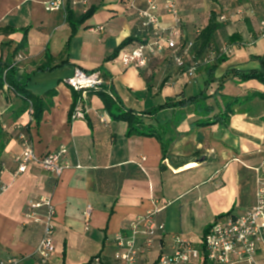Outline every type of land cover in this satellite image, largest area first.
<instances>
[{
  "label": "crops",
  "instance_id": "crops-1",
  "mask_svg": "<svg viewBox=\"0 0 264 264\" xmlns=\"http://www.w3.org/2000/svg\"><path fill=\"white\" fill-rule=\"evenodd\" d=\"M49 1L0 0V58L14 53L24 38L23 29L28 28L27 43L17 53L24 55L18 75L31 76L27 91L44 105L38 121L24 98L10 89L0 92V163L5 166L2 180L9 187L0 196V260L18 257L24 259L23 264H40L35 251L43 226L26 219L25 214L31 201L44 196L51 197L56 207V250L47 264H85L95 256H101L105 264H123L115 257L121 250L116 236H129L131 223L152 210L155 201L159 207L156 220L166 226L167 252L173 235L202 247L204 236L218 220L242 215L254 207L258 180L264 177V100L243 102L227 120L217 122L224 104L214 98L207 102L213 109L207 116L197 114L192 106L183 118L175 116L180 112L176 108L143 116L145 125L160 130L161 139L127 136L128 123L116 120L112 113H118L106 107L96 92L87 95L86 118L71 120L75 94L64 80L77 68L101 70L105 81L110 79L105 85H112L125 108L138 114L171 99L199 95L208 75L200 69L195 78L188 77L170 60L167 50L149 56L143 69L121 65L123 51L145 37L131 5L146 8V0H91L86 12L96 10L75 34L63 11L46 10ZM154 1L163 24L171 26L174 17L164 9L165 0ZM176 3L185 40H196L194 29L206 27L213 11L224 15L210 0ZM70 11L76 16L86 13L80 6ZM245 14L229 16L226 22L233 26L251 23L253 29L248 28L246 39L243 33L236 34L246 45L255 31L254 43L260 44L264 41L260 21ZM130 37L139 40L124 47L118 60L107 61ZM234 52L232 64H227L247 65L252 55L247 48L240 46ZM186 60L188 63L189 58ZM230 66H220L215 77H222ZM103 70L111 78H106ZM234 81L229 78L224 84L230 97L241 99L250 92H264V85L257 80L248 86L235 85ZM218 86L213 83L208 94L213 95ZM21 132L39 157L67 149L70 167L60 179L39 163H31L26 173L13 177L15 159L23 151ZM161 252L154 248L139 263L154 264ZM257 262L264 264V234Z\"/></svg>",
  "mask_w": 264,
  "mask_h": 264
},
{
  "label": "built area",
  "instance_id": "built-area-1",
  "mask_svg": "<svg viewBox=\"0 0 264 264\" xmlns=\"http://www.w3.org/2000/svg\"><path fill=\"white\" fill-rule=\"evenodd\" d=\"M91 0H50L46 4L49 12L63 11L67 16L71 7H82L86 12ZM146 8L135 9L137 17L141 21V30L145 34L142 41H138L130 50L122 53L123 65L125 67L146 68L149 56L169 51L170 60L177 68L184 71L190 78L197 76L201 66L210 64L220 54L230 55L232 47L226 45L215 50L211 47L202 58L196 50V40L183 39L182 19L176 0H165V10L174 17L171 26L166 27L158 11L154 0H146ZM251 13V10L240 9L238 15ZM253 15V14H251ZM219 20L226 22L227 17L221 15ZM102 29V28H101ZM197 35L200 31L196 32ZM260 36L264 38V17L260 21ZM186 58H189L187 63ZM24 60L23 54L16 55L12 67ZM64 83L80 94L77 105L73 112L72 119H85L87 107L84 104L90 90L100 91L106 84L101 70L85 71L75 69L73 75L67 77ZM8 89V86H5ZM20 130V127H17ZM20 140L23 142V151L15 159L17 169L13 173L18 178L27 172L31 163H39L45 170L52 173L57 179L70 167L67 156V149L50 152L39 157L25 133H20ZM5 166L0 163V196L8 190V185L3 182L2 175ZM159 212L158 203L152 210L144 215L138 216L130 225L131 234L127 237L122 234L116 236L118 246L121 248L115 255L123 264H140L152 249L159 248L162 252L154 264H198L206 262L209 264H259L257 253L264 234V177L258 180L256 191V204L242 215L229 216L218 220L207 231L203 239L202 247L194 245L189 239L180 235H173L172 248L164 250V243L167 237L166 226L158 223L156 215ZM26 219L43 226V237L35 251L40 264H47L55 253V217L56 207L51 197H40L29 203ZM87 222L91 217V209L85 212ZM24 259L11 257L0 260V264H23ZM85 264H105L101 256H95Z\"/></svg>",
  "mask_w": 264,
  "mask_h": 264
},
{
  "label": "trees",
  "instance_id": "trees-1",
  "mask_svg": "<svg viewBox=\"0 0 264 264\" xmlns=\"http://www.w3.org/2000/svg\"><path fill=\"white\" fill-rule=\"evenodd\" d=\"M249 1V0H246ZM251 1V0H250ZM261 6H257V8H263L262 0H257ZM96 9L92 8L88 10L85 14H82L80 16L73 15L71 11H68L67 14V22L71 24L73 28V34L76 33L79 26L83 24L89 17L92 16V14L95 12ZM220 13L217 11H213L211 13V18L209 20V23L206 27H204L200 34L196 38V50L199 57H203L206 53H208L209 49L212 47L211 44H213L218 34L221 33L222 29L224 28V22H221L219 20ZM29 29H23L24 32V38L21 42V44L15 49L14 53L10 56H7L6 58L2 56L0 58V92H2L5 89V86H8V89L12 90L17 96L24 98L29 105L33 108V117L36 120H40L42 117V113L44 111V105L42 102V99L31 95L27 91V83L30 80V75H22L19 76V70L18 67H12L14 63V59L19 52V50L23 49L27 43V34ZM135 40H139V38L130 37L127 40H125L115 51L114 53L107 59L112 60L115 59L121 50L132 43ZM238 40H240V36L237 34H234L231 36V41L229 45L232 47L233 44H239ZM257 40V38H255ZM5 44L3 45V50L5 48ZM219 51L220 48H217ZM228 55L220 54V51L218 53V56L214 59V61L210 64L201 66L200 69H205L208 78L205 81V88L204 90L197 96H191V97H182V100L177 101L175 99H171L169 102H167L164 105H160L158 107H154L152 109H149V111L143 112L141 114H138L137 112L125 108L124 104L122 103L120 97L116 95L114 92V89L112 85H104L100 91H92L89 92H96L102 101L105 103L106 107L114 108L115 112L118 114L112 113L114 118L116 120H121L128 123V132L127 136H149V137H158L161 139L160 130H155L152 127H148L144 124L142 117L145 115L149 116H156L164 109L168 108H176L177 111L180 110V112L176 113V117H182L186 114L184 111L186 109L191 108L190 106L194 107V111L201 115V116H207L209 115L213 109L209 106H207V99L214 98L216 102L220 104L222 102L224 104V111L223 113L219 114L217 119L214 122H217V120H227L231 115H233L236 112V108L239 105V103H242L240 98H233L228 97L222 93L224 90V84L226 80L230 79H237L239 82L249 81V80H257L262 85H264V56L261 57H252V59H256L260 61V67L259 68H253V69H240L237 67H230L227 69L225 74L217 78L215 77L216 70L227 61ZM39 70H47L49 68L47 67H39ZM104 75L106 78H111L110 75L105 71ZM213 83H219L218 89L213 95L208 94V90L210 86ZM75 94V100L74 105L71 110V120L73 116V112L75 110V107L77 105L78 99H79V93L74 91ZM253 97H259L261 99H264V93H254ZM246 102V101H244ZM210 124V123H208ZM162 129V128H161Z\"/></svg>",
  "mask_w": 264,
  "mask_h": 264
},
{
  "label": "rangeland",
  "instance_id": "rangeland-1",
  "mask_svg": "<svg viewBox=\"0 0 264 264\" xmlns=\"http://www.w3.org/2000/svg\"><path fill=\"white\" fill-rule=\"evenodd\" d=\"M210 2H213V4L217 5L218 6V9H220L219 11H221V13H224L225 16L227 17V20L229 18V16H234L235 14H237L238 11H240V9H244V11L246 10H251V13L250 14H253V17L257 18L258 22L261 21L264 17V0H262V5H263V8H257V6H261L260 3L257 1V0H249V1H246V0H210ZM246 15V14H244ZM240 16V15H239ZM249 23H246V22H242L241 24L238 23L236 26H233L231 22H226L224 24V28L222 29L221 33L218 34L217 36V39L216 41L211 44V46L217 50V48H220V47H223V46H226V45H229L230 41H231V35L232 34H236L239 32L243 33V37L246 39V34H247V31H248V28L249 30L250 29H253V25L250 23V25H248ZM231 25V26H229ZM229 26V28H228ZM201 27L199 28H195L194 30H200ZM241 35V34H239ZM245 35V36H244ZM254 37H252L249 41H247L248 44L246 45H243L244 42L243 39L240 40L238 43V45L236 44H233L232 45V52L230 55H228L227 57V61L225 63H223L221 66H230L235 58V49L236 48H240V46H243V47H246L247 48V52L251 53L252 55H250L249 57V60L247 62V65H244V64H241V63H233V66H230V67H237V68H240V69H253V68H259L260 67V61L259 60H256V59H252V57H263L264 56V51H262V47L264 48V41H262L260 44H257L255 45L254 43V40L256 37V32L254 31ZM242 38V36H241ZM254 52H258V53H254ZM119 58H116L114 60H118ZM120 62L123 63V59L122 57H120ZM231 62V64H227L228 62ZM123 65V64H121ZM228 67V68H230ZM104 77V76H103ZM107 80V79H106ZM235 80L233 83L236 84H244L243 86H246L248 83H250V81H253V80H249V81H244V82H239L237 79H233ZM108 82V83H107ZM106 83L107 84H110V79H108ZM259 82V81H257ZM260 83V82H259ZM232 85V84H231ZM248 86V85H247ZM259 91H255V92H250L248 93L247 95H245L244 97H241V102L243 103L244 101L246 102H251L253 100H255L256 98H259V97H253L254 93H257ZM222 93L224 95L225 94V89L222 91ZM259 93H262V92H259ZM264 93V92H263ZM210 95V93H209ZM228 97H230L229 95H226ZM235 98V97H233ZM261 99V98H259ZM207 100H211V99H207ZM261 100H264V99H261ZM242 103H239V105H241ZM149 108H151V106H149Z\"/></svg>",
  "mask_w": 264,
  "mask_h": 264
}]
</instances>
